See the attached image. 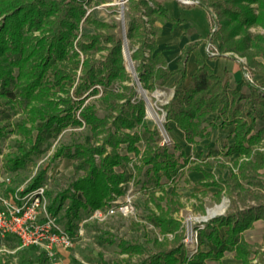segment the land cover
Listing matches in <instances>:
<instances>
[{"label":"trees","instance_id":"obj_1","mask_svg":"<svg viewBox=\"0 0 264 264\" xmlns=\"http://www.w3.org/2000/svg\"><path fill=\"white\" fill-rule=\"evenodd\" d=\"M200 3L212 7L219 18V27L212 35L218 42V55L204 54L195 41L185 45L177 66L170 68L164 51L155 40L160 28L155 27L154 22L159 19L162 23L172 21L178 24L182 19L168 12L163 0H130L127 37L134 44L138 43L132 58L139 61L137 72L144 87L163 85L172 75L178 74L174 94L165 107L167 119L183 129L188 140L195 141L196 137L206 136L217 127L234 124L233 142L227 153L237 155L234 164L238 170H231L225 178H216L201 166L195 167L210 178L208 184L218 187L217 198L225 191L235 209L209 219L200 230V246L212 243L217 249L199 248L191 258L185 257V263L207 264L206 260L211 258L219 260V264H260L259 261L264 262V250H256L259 260L253 262L255 250L243 233L253 226L255 220H264V194L246 186L243 180L250 177L257 180L260 168L264 167V148H260L264 147V93L253 87L247 93L232 88L229 78L223 80L207 58L235 51L245 56L251 66L264 70V32L251 31L253 26L264 28V0H200ZM85 11L78 0H0V120L11 116L8 110L1 108L3 102L23 108L24 115L17 121V130L26 136L19 142L18 154L10 158V167L25 166L43 149L45 142L69 123H85L98 137L97 143H79L74 149L70 145L62 146L55 156L74 158L76 171H84L83 175L72 179L48 206L52 214H57L65 206L70 230L82 210L103 206L123 193L121 183L128 181L132 173L125 168L130 157L118 151L119 145L125 143L128 151L138 154L139 139L143 136L148 140L154 134L144 119V102H132V97L137 94L134 83L123 84L124 80L131 81V76L124 63L123 38L116 31L118 24L94 15L85 16ZM83 18L93 26L92 32L80 33ZM191 52L195 55L197 67L186 84V64ZM116 81L121 83L123 91L115 89ZM100 86L109 110L104 115L97 112L93 102L86 101L100 90ZM75 108L80 109L78 117ZM39 120L41 124H38ZM140 124L144 126L142 134L125 131ZM25 141L31 144L27 146ZM148 146L149 150L143 152L141 159L147 165L146 174L154 185L160 187L162 195L150 193L155 209H150L147 219L159 228L164 240L155 238L158 251L128 264H181L179 253L184 249L182 222L169 206L165 208L162 204L165 199L162 178L176 175L183 164L179 165L165 146L150 143ZM119 165L124 168L117 170ZM143 167L139 166V171ZM44 173L42 170L35 175L27 190L38 186ZM248 197L255 198L256 202L241 209L238 200L245 202ZM67 199L70 202L66 206ZM222 228H225L224 235ZM168 232L173 234L171 240L167 237ZM4 238L7 242L19 241L13 233H7ZM119 245L121 252L129 256L146 252L142 243L121 240ZM225 251H234L239 261L222 262L220 259ZM30 260L36 261L34 258Z\"/></svg>","mask_w":264,"mask_h":264},{"label":"rangeland","instance_id":"obj_2","mask_svg":"<svg viewBox=\"0 0 264 264\" xmlns=\"http://www.w3.org/2000/svg\"><path fill=\"white\" fill-rule=\"evenodd\" d=\"M78 1L82 2L86 10L85 16L94 15L99 19L114 21L118 24L116 31L123 38L122 54L126 70L131 76V81L124 80L123 84L134 83L137 94L132 97V102H138L139 100L144 102V119L154 134L148 140L143 136L139 139L137 144L140 152L138 154L134 151H128L125 143L119 145L118 151L121 154H128L130 157V160L125 163V168L132 173L128 181L121 183L124 189L123 193L108 200L103 206L82 210L80 217L74 219V227L70 230L67 223L68 218L65 216V206L57 214H52L48 206L53 198L68 186L72 179L83 175L84 171H76V160L74 158L65 155L55 156L62 146L70 145L74 149V145L79 143H97L98 137L93 135L90 126L85 123L82 125L69 123L62 127L59 133L45 142L43 149L39 153L34 154L25 166L12 168L9 165L11 162L10 158L18 154L19 142L24 141L26 138L25 133L17 130V121L24 115V110L18 105L11 107L10 103L3 102L1 108L8 110L11 116L0 120V196L16 200L17 196H21L28 191L27 187L34 176L44 170L45 176L39 185L44 186L47 199L46 214L54 218L57 225L71 237V243L68 245H49L47 243L22 245L20 240H8L10 242L8 243L7 239L4 238L1 243L3 242L6 247L0 250V264H105L106 262L128 264L131 262L136 263L139 259L147 256L148 253L158 251L159 245L154 239L158 238L159 241H163L164 235L157 226L147 219V215L151 208L155 209V203L151 199L150 193L156 192V195H162V191L159 186L154 185L153 180L146 174L147 165L141 159L143 152L149 150V143L153 146H165L168 151L173 153L174 159L177 160L178 164H183L176 175L170 178L163 176L162 178L165 191V199L162 204L165 208L169 206L173 211L172 213L181 220L184 233L183 239L188 225L193 226V229L198 228L200 240V230L205 227V223L209 219L235 209V204L225 191L222 192L220 198H217L216 191L218 187L208 184L207 180H210V178H206L203 171L195 167L201 166L203 169L210 171L216 178H225L230 174L231 170H238V167L234 164V159L237 155L227 153L232 141L228 134V129L217 127L211 130L208 135L198 136L195 141H190L186 138L183 129L178 127L175 122L167 119L165 104L174 94V84L178 74L172 75L163 85L155 84L153 88L143 86L137 72L139 61L132 58V52L138 43L134 44L127 37L130 0ZM179 1L185 6L201 4L200 0L192 2ZM206 9H208V12L206 11V19L211 22L210 32L204 35L202 39L195 41H198V47L204 54L208 56L218 55V42L217 39L212 38V35L214 30L219 27V18L212 7H206ZM195 13L199 18L198 23L201 25L205 19L199 12ZM176 25L178 24L175 23L172 27V34H176L173 41L170 39V34L167 30L163 31V23L159 19L154 22V26L160 28L155 35V40L158 47L164 51L167 62L177 56L172 52L177 53L181 49L183 45L182 38L184 36L188 37L189 33L193 31L191 29L189 32L188 29L185 30V27L182 30L179 27L175 28ZM79 29L80 33L92 32L93 26L84 21L83 18ZM251 31L253 33H263L264 28L253 26ZM195 41L191 40L189 43ZM168 49L171 52H168ZM165 51L168 53H165ZM102 53H106V51L102 50ZM221 54L233 58L240 64L245 85L243 92H250L253 87L264 93V70L259 66H251L245 56L235 51H226ZM96 55L100 57V53ZM81 57H84L82 52ZM189 57L194 59L195 55L193 52L190 53ZM168 66L170 67L169 63ZM78 74H80V68L78 69ZM189 81L190 74H187L186 84ZM229 83L232 87L230 80ZM114 84L116 90H124L119 81L114 82ZM99 88L100 90L90 95L86 101L93 102L100 115L108 114L109 110L102 98V87L100 86ZM72 91L73 87H71L70 92L72 93ZM150 105L153 114L149 112ZM79 111L80 109L75 108L77 117L80 116ZM38 124H41V120L38 121ZM258 125L261 126L262 123L259 122ZM28 126H30V123H28ZM35 131H33L34 134ZM125 131H138L142 134L144 126L140 124L131 129L126 128ZM25 142L27 146L31 144L30 141ZM260 148L263 149L264 147ZM108 149L111 150V147H108ZM257 157L260 160L259 154ZM96 158L98 159L99 156L96 155ZM139 166H144L141 171H139ZM123 168V165L116 167L117 170H122ZM259 172L257 180L254 177H250L243 180V182L246 186H250L251 189H259L264 194V167L260 168ZM258 181L262 182L263 185L260 186ZM128 200L133 205L131 210L126 213L122 211L108 213L109 207L114 203L127 202ZM255 200L253 197L246 198L245 202H243L244 200H238L239 207L243 209L247 204H254ZM69 202L70 200L67 199L65 205L67 206ZM221 232L224 235L225 228H222ZM263 232L264 220L257 219L254 221L253 226L246 229L243 233L244 237L251 243L255 253L256 250H264ZM167 237L171 240L173 234L168 232ZM121 240L142 243L146 248V252L142 254L136 253L132 256L122 253L119 245ZM198 248L217 249L212 243L202 247L198 245ZM195 253H191V247L184 242V249L179 253L180 263L184 264L186 262L185 257L191 258ZM255 253H253V262L259 260V253ZM31 258L36 259V261H31ZM220 260L228 263L239 261L235 258L234 251H225ZM206 263L219 264V260L210 258L206 260ZM259 263L264 264L263 261H259Z\"/></svg>","mask_w":264,"mask_h":264},{"label":"built area","instance_id":"obj_3","mask_svg":"<svg viewBox=\"0 0 264 264\" xmlns=\"http://www.w3.org/2000/svg\"><path fill=\"white\" fill-rule=\"evenodd\" d=\"M185 1L192 2L194 0ZM46 204L47 199L43 185H38L25 194L17 196L16 200L0 196V240L7 233H13L19 238L22 245L70 244L71 237L57 225L54 218L46 214ZM132 207L129 200L116 202L109 207L108 213L115 211L126 213ZM183 240L191 247V253L197 252L198 245H200L198 228L193 229V226L188 225ZM5 247V244L0 241V250Z\"/></svg>","mask_w":264,"mask_h":264},{"label":"crops","instance_id":"obj_4","mask_svg":"<svg viewBox=\"0 0 264 264\" xmlns=\"http://www.w3.org/2000/svg\"><path fill=\"white\" fill-rule=\"evenodd\" d=\"M163 2L165 3L171 15H173L175 18L182 19V21H180L175 28L179 27L182 30V28L185 27V30L188 29L189 32L191 29L193 30L191 33H189L188 37L184 36L182 38L183 45L181 49H179L177 53L172 52L174 55L176 54L177 56H175L173 60H168L170 67L175 68L177 66V61L180 58L181 56L180 54L182 53L185 45L191 42V40L194 41L200 40L204 35L208 34L210 32L211 22L208 19H206L208 9H206V7L201 4L194 6H185L181 4L179 0H165ZM195 12L197 13L199 12L205 19L204 21H202L201 25L198 23L199 18L196 16L197 14ZM173 24L175 23L172 21H166L165 23H163V31L167 30V32L170 34V39L174 41V35L176 34H172ZM167 51L171 52L169 49ZM167 51H165V53H168ZM189 55H188L186 67H187V74H190L191 76V74L195 71L197 67V63L195 61V57L194 59H192L191 57H189ZM207 61L211 64L215 72L222 79L229 78L233 88L244 90L245 85L242 79V71H241L242 68L240 64L236 62V60L227 56L220 55L216 57H208ZM224 127L228 129L227 131L232 140L231 141L232 144L233 139L231 137V132L234 128V124L222 126V128ZM202 246L203 245H201V247Z\"/></svg>","mask_w":264,"mask_h":264},{"label":"bare ground","instance_id":"obj_5","mask_svg":"<svg viewBox=\"0 0 264 264\" xmlns=\"http://www.w3.org/2000/svg\"><path fill=\"white\" fill-rule=\"evenodd\" d=\"M126 48H127V47H126ZM128 56H129V55H128ZM158 93H159V92H158ZM159 94H160V93H159ZM149 103H150V101H149ZM149 112H150L151 114H153V113H152V107H151V105H150ZM216 209H217V208H216ZM216 209H215V210H216ZM218 209H219V207H218Z\"/></svg>","mask_w":264,"mask_h":264}]
</instances>
